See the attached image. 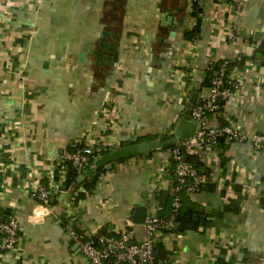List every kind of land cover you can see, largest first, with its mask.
Here are the masks:
<instances>
[{
  "label": "crops",
  "instance_id": "0c3cea01",
  "mask_svg": "<svg viewBox=\"0 0 264 264\" xmlns=\"http://www.w3.org/2000/svg\"><path fill=\"white\" fill-rule=\"evenodd\" d=\"M194 1L1 0L0 218L15 216L20 230L16 249L0 264H92L67 234L70 220L88 238L129 229L142 239L135 209L161 216L171 204L166 196L172 197L175 176H160L170 145L104 168L86 192L84 181L58 185L47 210L31 190L49 185L77 145L101 143L112 152L137 139L178 141L184 116L209 95L212 66L223 59L238 88L209 116L211 126L264 133V0H241L239 10L199 0V32L189 39L198 23ZM194 161L208 187L193 200L207 220L181 235L158 232L166 258L259 264L264 151L225 142Z\"/></svg>",
  "mask_w": 264,
  "mask_h": 264
},
{
  "label": "built area",
  "instance_id": "2783aa9c",
  "mask_svg": "<svg viewBox=\"0 0 264 264\" xmlns=\"http://www.w3.org/2000/svg\"><path fill=\"white\" fill-rule=\"evenodd\" d=\"M234 5L236 10L241 8V0H219ZM1 3V0H0ZM234 41V35L230 36ZM230 60L223 59L212 66L217 67L215 77L212 79L210 93L202 99L193 109L190 116L197 124L194 136L190 139L180 138L170 147V157L162 164L161 178L165 173H173L176 183L172 189L173 207L176 212L179 208L178 192L189 180L188 193L194 196L200 192L201 185L206 183V178L187 160V155L209 152L214 150L219 142L224 139L226 143H249L255 150L264 151V133H242L232 124H224L217 127L211 126L210 115L220 111L222 105L230 100L237 90V86L229 82L228 69ZM109 148L101 143L87 146H75L74 150L67 152L62 158L55 172L50 175L49 185H39L31 190V197L36 200L39 207L47 210L54 196L57 194L58 185L65 184L68 179L69 163L80 173L86 170L91 159L96 160ZM58 175V177H57ZM175 217L166 221L160 216L149 215L143 224L145 235L136 240L133 230H124L119 235L101 237L96 243L93 238H88L76 226L74 220H70L66 226L69 237L74 241L81 253L92 264H170L168 258L158 259L154 246L157 243L158 232L168 230L174 226ZM20 225L13 215L0 218V258L3 254L14 251L19 243ZM1 261V260H0ZM259 264H264V257Z\"/></svg>",
  "mask_w": 264,
  "mask_h": 264
},
{
  "label": "trees",
  "instance_id": "16d2710c",
  "mask_svg": "<svg viewBox=\"0 0 264 264\" xmlns=\"http://www.w3.org/2000/svg\"><path fill=\"white\" fill-rule=\"evenodd\" d=\"M216 3H219V0H214ZM193 8H194V16L197 19L198 23L195 27V30H193V32H189V39H193L199 32V24L201 21V6L199 3V0H195L194 4H193ZM262 49L264 50L263 46ZM264 66V62L262 63ZM218 67V66H217ZM217 67H215L209 74V85L211 86V82L212 79L215 77L214 75V71H217ZM230 67L231 64L229 65V69H228V74L230 72ZM229 76V75H228ZM142 140H135L132 141L130 143H127L126 145H134V144H140L142 143ZM225 140L222 139L219 144H224ZM218 144V145H219ZM122 147H125V144H122ZM171 149V147H170ZM157 151V150H156ZM156 151L151 152L148 155H142V156H150L153 155ZM109 153L105 152L104 154ZM187 160L197 169V171L202 175L201 173V169H200V162H196L194 161L196 158H198L197 154H193V155H187ZM94 159H91L90 162L87 164L86 166V170H91V168H93L94 166ZM85 170V171H86ZM92 175L90 177H88L83 183H82V187L84 188V192L92 189L95 187V184L97 182V180L100 178V176L104 173V168H96L95 170L92 169ZM84 171V172H85ZM83 172V173H84ZM83 173H80L71 163H69V172H68V179L65 182V186L66 187H72L77 179L79 178V176H81ZM58 177V175H57ZM207 183V181H206ZM203 184L200 187V192L204 191L205 188L208 187V184ZM191 184V181L189 180L184 186H182L181 190L178 192V197H179V208L178 210L175 212L174 211V207H173V198L170 197L169 195L166 196V200L170 201L171 200V204L170 207L168 208V205L165 206L164 208V212L163 214L160 216L162 219L168 221L170 220L172 217H175V223L174 226L170 229H168V231L176 234V235H181L186 233L187 231L190 230H198L201 226L205 225V221L207 220V216L206 213L204 212L203 209H201L193 200L192 195H190L188 193V187ZM84 192H81L79 194V198H81L84 195ZM161 195L158 196V198H160ZM166 202V201H165ZM4 214V215H3ZM3 217H8L9 213L5 212L3 213ZM111 236H116V234L113 233H108L106 231H100L99 234L96 237H93V240L98 243L99 239L101 237H111ZM155 249V254L157 256L158 259H164L166 258V253L164 251V249L162 248V244L156 243L154 246Z\"/></svg>",
  "mask_w": 264,
  "mask_h": 264
},
{
  "label": "water",
  "instance_id": "95a60500",
  "mask_svg": "<svg viewBox=\"0 0 264 264\" xmlns=\"http://www.w3.org/2000/svg\"><path fill=\"white\" fill-rule=\"evenodd\" d=\"M197 98V95H194ZM197 129V124L190 115H186L183 118V124L177 132L178 138L190 139L194 136ZM177 141V137L171 138L166 141L156 140L149 142H142L140 144L129 145L121 147L112 152L106 153L99 157L95 161L96 168H105L111 170L114 163L128 160L131 158L139 157L142 155L150 154L165 145H172ZM92 175L91 170H86L76 181L75 186L77 187L88 177ZM149 216L148 208L146 206H140L135 209L133 222L136 224H144Z\"/></svg>",
  "mask_w": 264,
  "mask_h": 264
},
{
  "label": "rangeland",
  "instance_id": "374dc122",
  "mask_svg": "<svg viewBox=\"0 0 264 264\" xmlns=\"http://www.w3.org/2000/svg\"><path fill=\"white\" fill-rule=\"evenodd\" d=\"M165 152H167V153H168V150H165Z\"/></svg>",
  "mask_w": 264,
  "mask_h": 264
}]
</instances>
